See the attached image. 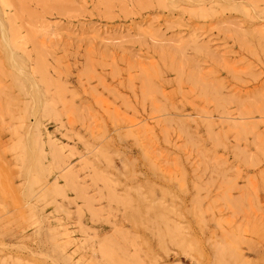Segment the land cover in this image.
Returning a JSON list of instances; mask_svg holds the SVG:
<instances>
[{"label": "rangeland", "instance_id": "374dc122", "mask_svg": "<svg viewBox=\"0 0 264 264\" xmlns=\"http://www.w3.org/2000/svg\"><path fill=\"white\" fill-rule=\"evenodd\" d=\"M0 264H264V0H0Z\"/></svg>", "mask_w": 264, "mask_h": 264}, {"label": "bare ground", "instance_id": "6f19581e", "mask_svg": "<svg viewBox=\"0 0 264 264\" xmlns=\"http://www.w3.org/2000/svg\"><path fill=\"white\" fill-rule=\"evenodd\" d=\"M139 32V31H138ZM16 39V38H15ZM44 64V63H43ZM45 74H46V72H45Z\"/></svg>", "mask_w": 264, "mask_h": 264}]
</instances>
